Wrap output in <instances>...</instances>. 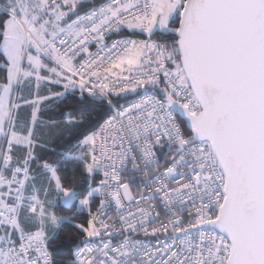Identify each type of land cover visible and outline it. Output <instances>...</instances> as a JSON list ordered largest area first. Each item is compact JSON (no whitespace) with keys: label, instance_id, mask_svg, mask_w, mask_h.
<instances>
[{"label":"snow or ice","instance_id":"snow-or-ice-1","mask_svg":"<svg viewBox=\"0 0 264 264\" xmlns=\"http://www.w3.org/2000/svg\"><path fill=\"white\" fill-rule=\"evenodd\" d=\"M0 264H264V0H0Z\"/></svg>","mask_w":264,"mask_h":264},{"label":"trees","instance_id":"trees-1","mask_svg":"<svg viewBox=\"0 0 264 264\" xmlns=\"http://www.w3.org/2000/svg\"><path fill=\"white\" fill-rule=\"evenodd\" d=\"M104 0H96V3L99 4V3H103ZM71 100H66L63 104L60 105V108L61 109H64L66 106H69L71 104ZM46 117L47 116H53L55 118H59L60 117V113L59 112H56L55 110L52 111V112H48V113H45L44 114ZM93 115H95V113H93ZM62 257L58 256L57 259L60 260Z\"/></svg>","mask_w":264,"mask_h":264}]
</instances>
